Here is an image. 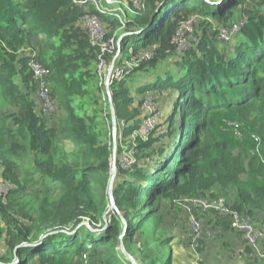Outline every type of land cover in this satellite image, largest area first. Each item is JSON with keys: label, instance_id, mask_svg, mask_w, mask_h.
I'll return each instance as SVG.
<instances>
[{"label": "trees", "instance_id": "obj_1", "mask_svg": "<svg viewBox=\"0 0 264 264\" xmlns=\"http://www.w3.org/2000/svg\"><path fill=\"white\" fill-rule=\"evenodd\" d=\"M211 1L144 0L145 12L124 20L116 65L136 66L113 79L110 90L124 149L133 158L126 163L116 150L113 196L125 225L119 214L109 224L101 215L110 202L113 157L102 137L112 129V117L97 103L104 86L81 21L91 13L118 26L119 13L93 0H0L1 42L15 48L27 36H42L39 62L51 70V97L64 111L56 127L44 124L32 101L13 87L14 58L0 45V96L19 108L0 113L3 174L17 183L0 201V264H30L33 258L84 264L74 261L82 255L89 258L86 264H123L121 228L133 239L160 198L212 186L233 189L239 200L264 211V0ZM227 21L238 31L219 42L212 22ZM185 24L196 40L171 61ZM166 63L170 68L161 71ZM166 88L177 95L165 123L154 127L160 135L141 134L144 119L135 95ZM58 139L73 151L58 152ZM86 218L101 223L90 227L82 224ZM163 264H169L167 257Z\"/></svg>", "mask_w": 264, "mask_h": 264}, {"label": "rangeland", "instance_id": "obj_2", "mask_svg": "<svg viewBox=\"0 0 264 264\" xmlns=\"http://www.w3.org/2000/svg\"><path fill=\"white\" fill-rule=\"evenodd\" d=\"M95 4L104 7L106 10L119 13V21L122 22L121 25L115 26L111 22L101 21L104 30L103 41L94 42L95 39L94 41L90 39L96 48L98 82L104 86L97 103L101 105L99 109L101 108L103 114L107 116L108 112L111 113L112 111L109 101V96H111L112 101L110 90L112 80L121 77L124 69L136 66L133 61H124L122 65H116L117 56L121 52L116 49V45L120 48L119 40L124 30V20H134L135 16L142 11L145 12L146 8L144 0H142L143 6L141 7L134 6L129 0H96ZM191 18L194 21L197 19L195 14ZM228 22L230 21L226 23L212 22L213 29L217 31L219 42L227 41V39H222L220 35L230 30L233 22L230 23L231 25ZM190 29V24L189 26L185 24V29L183 28L181 33L179 32L176 40V52L170 57L171 61L179 57L178 55L183 49L194 44L196 37ZM93 33L95 36L96 30ZM107 35L111 36L106 39ZM0 45L5 48L8 55H12L14 58L10 77L13 87L18 89V93L24 94L32 101L34 112L45 125L56 127L60 118L63 117L64 111L51 97V70L45 69L43 73L35 68L40 63L38 55L42 46V36H27L22 45L15 46V48L8 46L1 40ZM113 60L114 66L109 84H107L108 69ZM171 61L168 64H171ZM168 64L163 65L161 71L168 70L172 65L169 66ZM148 79L149 77L145 78V80ZM107 88L110 95H108ZM176 95V90L168 88L158 91L149 90L142 95H135L134 105L140 108L141 118L144 119H142L141 134L149 130V132L152 131L153 137L160 135L158 132L154 133V127L157 123H165L166 118L171 113L172 101ZM18 111V106L9 105L0 96L1 114H15ZM176 119L178 123V115H176ZM114 127L112 121V129L109 131L107 129L105 136L103 134L102 137L107 144V149L112 150L113 154L119 149L122 160L126 163L132 161L133 158L124 149L125 138L122 136V130L116 119ZM58 144V152H70L74 149V146L67 140L58 139ZM101 148L102 146L98 149ZM1 156L0 153V181L8 187V192L0 201L6 202L9 191L17 183L12 181L10 174H3L6 167L1 164ZM115 157L117 159L116 154ZM7 159L11 160L10 165L13 166L12 170L14 171L11 157L9 156ZM112 166L111 162V172ZM35 186L31 182L30 187ZM213 202H217L215 207L223 209L219 211L217 208L205 206L207 203ZM105 206L107 211L105 210L106 212L104 211L101 215L104 222L109 224L113 213L119 214L120 212L118 208H112L110 202ZM153 209L154 213L142 223L133 239L131 237L127 239L128 232L124 228L119 231L117 248L124 257L119 258V262L144 264V257L150 254L146 261L150 264L155 261V264H163L165 257L169 259V264H264V211L251 205L248 201L239 200L233 189L221 190L219 186H212L191 196L163 197L153 204ZM121 218V221L124 219L122 222L125 221L124 223L127 225L125 217L121 215ZM245 221L251 223L253 228L262 234L258 242L249 243L244 237V233L235 224H242ZM100 223L98 221L95 223L96 225H92L89 218L82 222V224L90 227L99 226ZM164 243L167 244L164 246ZM80 260L86 264L89 258L82 255L81 258L77 257L74 261L79 262ZM30 264H41V262L38 258H33Z\"/></svg>", "mask_w": 264, "mask_h": 264}, {"label": "built area", "instance_id": "obj_3", "mask_svg": "<svg viewBox=\"0 0 264 264\" xmlns=\"http://www.w3.org/2000/svg\"><path fill=\"white\" fill-rule=\"evenodd\" d=\"M85 1H89V0H83V2H85ZM93 1H96V0H93ZM129 1L134 6H137V7L143 6L142 5V0H129ZM103 11H105V10H102V12ZM81 21H82V23L84 25V28L87 30L88 35H89L91 40L94 41V39H95L96 41H94V42L103 41V39H104V30H103L102 22H101V20L98 19L97 15L91 14V13H85L81 17ZM187 26H189V25H187ZM238 27H239L238 25L231 26L230 30L227 31L226 33H223L222 35H220V37L222 39H227L228 40L229 36L231 34L234 35V33H237ZM95 30H96V35L94 36L93 32ZM35 68H36L37 71H41L43 73L45 72V69H47V68L43 67L40 63ZM7 192H8V187L2 181H0V199H2L7 194ZM216 204H217V202L207 203L205 206H208L210 208H217V207H215ZM222 209L223 208H217V210H219V211L222 210ZM235 224H236V226L238 228H240L239 230L244 233V237L246 238V240L249 243L254 244V243L258 242V240L262 236L261 233H259L257 230H255L253 228L251 223H248V221H245L242 224H238V223H235Z\"/></svg>", "mask_w": 264, "mask_h": 264}, {"label": "water", "instance_id": "obj_4", "mask_svg": "<svg viewBox=\"0 0 264 264\" xmlns=\"http://www.w3.org/2000/svg\"><path fill=\"white\" fill-rule=\"evenodd\" d=\"M210 3H213L211 0H208ZM123 37V36H122ZM121 40V39H120ZM119 40V42H120ZM119 51H121V49L119 48ZM113 66H114V60L110 63V66H109V69H108V73H107V84H109V79L111 77V72L113 70ZM107 91H108V95H110V92L107 88ZM109 101H110V105H111V116H112V121H113V127H114V123H115V114H114V109H113V104H112V101H111V96H109ZM115 128V127H114ZM115 151H114V154H113V157H112V172H111V178H110V181H109V187H108V196H109V200H110V203L112 205V208L114 209H117V206H116V203H115V200H114V196H113V182H114V177L116 175V157H115ZM120 214V213H119ZM121 216V215H120ZM123 217V216H122ZM124 220V219H123ZM125 222V221H124Z\"/></svg>", "mask_w": 264, "mask_h": 264}, {"label": "clouds", "instance_id": "obj_5", "mask_svg": "<svg viewBox=\"0 0 264 264\" xmlns=\"http://www.w3.org/2000/svg\"><path fill=\"white\" fill-rule=\"evenodd\" d=\"M214 4H216V5L220 4V0H216V1L214 2Z\"/></svg>", "mask_w": 264, "mask_h": 264}, {"label": "bare ground", "instance_id": "obj_6", "mask_svg": "<svg viewBox=\"0 0 264 264\" xmlns=\"http://www.w3.org/2000/svg\"><path fill=\"white\" fill-rule=\"evenodd\" d=\"M223 1V0H222Z\"/></svg>", "mask_w": 264, "mask_h": 264}]
</instances>
